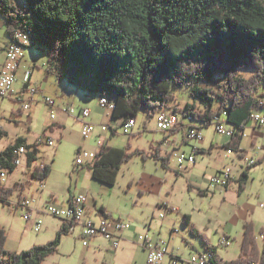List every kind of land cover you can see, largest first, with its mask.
<instances>
[{
  "label": "trees",
  "instance_id": "1",
  "mask_svg": "<svg viewBox=\"0 0 264 264\" xmlns=\"http://www.w3.org/2000/svg\"><path fill=\"white\" fill-rule=\"evenodd\" d=\"M0 15L9 42L18 32L27 34L31 44L46 49L47 73L106 97L114 104L111 115L123 117L122 126L142 109L148 116L168 109L180 114L181 124L185 118V125L199 131L223 119L236 130L224 147L243 156L240 132L253 110L264 109V92L259 94L264 87V0H0ZM244 68L254 72L240 74ZM177 86H187L197 100L181 107ZM25 140L18 138L16 144L27 145L32 164L39 149ZM130 148L101 143L87 165L92 177L114 184L123 163L137 155L169 168L171 156L162 157L157 147L152 153ZM35 167L34 176L45 182L51 166L46 164L42 173L38 163ZM248 177L247 169L238 181L242 190ZM14 190L3 192L12 196ZM100 212L109 215L104 207ZM190 220L185 214L184 223L203 239L211 264H264V226L259 236L252 222H244L239 256L223 260ZM5 229L0 225V264H42L58 251L70 225L62 222L53 239L20 251L6 248Z\"/></svg>",
  "mask_w": 264,
  "mask_h": 264
},
{
  "label": "rangeland",
  "instance_id": "2",
  "mask_svg": "<svg viewBox=\"0 0 264 264\" xmlns=\"http://www.w3.org/2000/svg\"><path fill=\"white\" fill-rule=\"evenodd\" d=\"M7 34L0 15V64L4 61L3 49L9 39ZM45 50L44 47L34 44L27 45L23 50V59L26 60L31 71H35L37 85L44 94L58 99L64 98L75 109L93 108L97 105L99 94L90 95L87 91L75 88L67 80L47 73L48 55ZM252 72L253 69L244 68L240 74L247 76ZM16 85L17 88L21 87V78ZM174 91L181 107H184L188 101L197 100L190 95L187 86H177ZM263 92L264 87L260 89L259 94ZM36 99L41 98L36 96ZM0 100H2L0 124L11 129L12 132L22 133L30 144L37 143L39 151L36 162L47 163L52 168L49 177L45 180L43 204L46 201H52L57 205L64 204L70 195L86 194L90 203L97 201V208L104 204L113 217L130 221L133 229L126 231L125 234L131 237L132 242H136L139 233H148L166 241L171 240V245L177 249L175 253L179 252L177 254H181L183 258H190L192 254L204 251L201 249L206 248L203 239L194 235L190 225L184 223L185 214L190 215V221L205 235L204 238L217 247L223 260L235 259L239 256L244 222L249 218L248 214L253 218H264V159L263 162L249 168L246 162L243 163L244 170L248 169L249 173L244 191H240L239 183L236 181L228 193L220 186L211 187L209 184L210 178L225 166H234L238 171L242 170L240 163L238 166L235 165L236 162H240L237 152H228L224 147L229 137L216 132V121L201 130L208 144L214 143V149L211 152L198 153L195 165L179 166L175 159H172L171 167L166 169L161 160L137 155L123 163L114 184H107L94 179L86 165H76L79 145L87 151H95L102 140L96 131L85 138L76 115L70 116L62 130L46 132L45 127L51 120V110L43 101L39 100L34 104L32 122L28 125V122L15 120L18 119V115H14L11 111L12 107L16 108L19 103L7 98ZM261 112L264 113V109H261ZM111 113L109 112L108 116L109 125L118 128L117 133L107 140L110 145L125 147L130 144V150L139 147L148 152L150 144L156 143L161 136L163 138L164 132L157 126L156 115L148 116L146 110L142 109L137 114L136 126L132 134H124L123 119L115 118ZM99 115L102 117V114ZM26 118V115L22 117L24 121ZM86 120L90 122L88 117ZM182 120L185 124H189L185 118ZM109 132L108 130L106 135ZM133 133L137 134L133 136ZM48 136L54 139V145L43 142ZM262 141L259 140L258 146H262ZM194 145L198 146L199 143L192 141L190 145H184L182 148L191 151ZM243 145L248 151L249 158L258 160V153L252 148L249 137L244 138ZM19 176H22L20 171H16L12 179ZM36 185H38L37 181L29 194L31 196L34 192L33 198L39 199L38 192L35 191ZM43 204L41 209L45 210ZM91 210L90 216L94 219L98 217L96 212ZM161 213L164 214V218L160 217ZM22 214L23 210H12L0 201V225L6 228L8 235L6 248L11 251L26 250L34 244L40 245L50 241L54 237V228L59 222L62 223L53 215L44 213L43 227L40 231H35L32 224L21 216ZM252 223L257 234L261 236L260 230L263 225ZM223 237H227L231 245L219 246ZM106 247L99 251L94 240L91 241L90 246H84L76 232L65 235L58 251L46 257L42 264H121L126 260L114 258L111 249H108V252ZM128 249L129 262L134 256L131 264H145V259L147 262L142 246L134 243L129 245Z\"/></svg>",
  "mask_w": 264,
  "mask_h": 264
},
{
  "label": "built area",
  "instance_id": "3",
  "mask_svg": "<svg viewBox=\"0 0 264 264\" xmlns=\"http://www.w3.org/2000/svg\"><path fill=\"white\" fill-rule=\"evenodd\" d=\"M30 38L23 32L15 34V40H12L5 49L6 59L5 63L0 69V99H13V101L19 103L23 110H30L35 103L39 100L43 101L51 109L50 117L56 118L55 109L57 108L56 98L47 96L40 89L39 86L33 84L32 71L29 65L23 64V50L31 44ZM19 70H22L21 87L17 88L16 83L20 80ZM39 96L41 99H36ZM99 103L103 108L113 109L114 104L109 102L106 97H100ZM66 113L70 115H76V117L83 122L82 131L86 137H89L97 126L93 122L86 120L89 117L90 110L88 107L75 109L73 105H69L65 109ZM157 126L165 134H170L175 131H183L184 139L186 141H195L200 143L204 140L202 131L196 128H192L189 125L181 124L177 114H170V110L161 109L156 114ZM250 122L257 127H264V113L261 109L253 110ZM136 126V119L131 117L123 124L122 132L124 134H132L133 128ZM103 131H108L111 128L109 125L102 124L100 127ZM216 132L226 135L231 138L236 132L232 125H229L223 119L216 122ZM240 134L246 136V130L244 129ZM49 145H54V139L51 136L46 137L43 141ZM169 140L166 139V143ZM199 147L192 146L191 151L181 149L176 145H172L169 150V155L172 159H175L179 166L195 165L197 160V154L199 153ZM227 151H234L227 148ZM237 152V151H235ZM97 151H87L86 149H80L78 151V157H76V165L84 166L92 164ZM29 149L25 143L16 144V139H12L5 129L0 125V201L6 204L12 210L21 209L23 214L21 215L25 221L30 222L35 231H40L43 227L42 216L44 213L53 215L55 218L61 220L64 223L70 225L69 234L78 232L79 237L82 239L84 246H90L91 241L99 236L112 243L114 249L119 248L123 241V236L126 231L131 230L132 224L130 221L115 218L112 215H102L97 219H94L89 214V208L86 206L87 196L86 194H79L72 196L66 204H55L52 201H46L43 204L45 210H42L37 206V199L24 194V188L26 185H30L33 182H38L39 189H43L45 182L34 176V170H36L35 164L37 162L29 163ZM257 162L255 159L246 158L247 165H253ZM13 168L22 167L24 173L17 180L14 185H8V176ZM40 165L39 172H43L46 169L47 163H38ZM233 177V170L230 166L221 168L214 176L210 178L209 184L211 187L220 186L221 188L227 187ZM9 187H15L12 196L4 194V190ZM160 217L163 218L164 214L161 213ZM136 244L142 246L146 252L147 262L146 264H207V258H205V251H200L192 254L190 258H183L179 254H175L173 248L168 241L164 239L154 238L148 235V233L137 234ZM220 246H229L231 241L227 237H223L219 242ZM169 261L166 262V259Z\"/></svg>",
  "mask_w": 264,
  "mask_h": 264
},
{
  "label": "crops",
  "instance_id": "4",
  "mask_svg": "<svg viewBox=\"0 0 264 264\" xmlns=\"http://www.w3.org/2000/svg\"><path fill=\"white\" fill-rule=\"evenodd\" d=\"M4 22V21H3ZM5 25V24H4ZM8 43H9V39L6 41V43H5V45H4V49H3V55H4V61H3V63L2 64H0V69H1V67H2V65L5 63V59H6V53H5V49L7 48V45H8ZM23 64H27L26 63V60L25 59H23ZM28 65V64H27ZM19 77L21 78L22 77V70H19ZM36 78H35V71H33L32 72V80H31V82L33 83V84H35V85H37L38 83L36 82ZM38 86V85H37ZM40 89H41V87H40ZM42 90V89H41ZM43 91V90H42ZM1 101L2 100H0V109H1ZM15 102V101H14ZM56 102H57V108L55 109L56 111V119H52L51 117V120H50V122L48 123V125L45 127V131L47 132V131H53V130H55V129H58V130H62V128H64L66 125H67V121H68V119L70 118V114H68V113H66L65 111V109H66V107H68L70 104H68L67 103V101H65L64 100V98H57L56 97ZM96 106V107H95ZM95 106H93V108H88L89 110H90V112H89V117H88V119H89V121L90 122H93V123H95L97 126L95 127V130L93 131V132H95L96 131V133H97V135L98 136H100V137H102V140H101V142H99V147H100V144L101 143H105V142H108L107 140L108 139H111L112 138V130L113 129H116V133H117V128L118 127H114V126H112V125H109L110 123H109V121H108V116H109V112H112V110H110V109H106V108H103L101 105H100V103L98 102L97 103V105H95ZM16 108H18V109H16ZM12 107V109H11V111H12V113L14 114V115H18V119H15V120H18L19 122H28L27 124L28 125H30V123L32 122V116H31V114H32V110H33V108H34V105L32 106V108L28 111V110H23L22 108H21V106L18 104V106L17 107ZM50 109V108H49ZM51 110V109H50ZM172 111V110H171ZM99 114H102V117H100V115ZM178 114V113H177ZM27 116V118L25 119V121L22 119V117H24V116ZM178 117H180V114H178L177 115ZM122 119H123V117H121ZM78 119V118H77ZM118 119H120V118H118ZM78 123L81 125V129H82V127H83V122H82V120H80V119H78ZM123 123V122H122ZM104 125V124H106V125H109L111 128H109V134H107L106 135V133H107V131H103L100 127H101V125ZM1 125V124H0ZM4 129H5V131L7 132V134L12 138V139H18V138H24V139H26L25 141L27 142V144H30L29 142H28V139H27V137H25V135H23L22 133H17V132H12V130L11 129H9V128H7V127H5V126H3V125H1ZM28 128H30L29 126H28ZM245 130H246V136H244L243 138H242V140H241V147L240 148H242L243 150H245V152L243 153V156H239L238 155V157H239V159H240V162H236L235 163V165H237L238 166V163H240L239 165H240V168H242V170L240 171H238L237 169H235L234 168V166L232 167V170H233V177H232V180H231V182H230V184L227 186V187H225L224 189H226V193H228V192H230L231 190H232V186H233V183H234V181H236V182H238L239 181V178L241 177V175H240V173L242 172H244V167H243V163L244 162H246V158H249V156H248V151H247V149L245 148V146L243 145V140H244V138L245 137H249L250 138V141H251V144H252V148L255 150V151H257V153H258V160H256L257 162L259 161V160H262V162H263V159H264V127H257V126H255L254 124H253V122H249L248 124H247V126H246V128H245ZM139 133V132H138ZM134 135L133 136H135L137 133H133ZM85 138H88V137H86L85 136ZM166 139H168L169 140V142L168 143H166ZM260 139H262L263 141H262V146H258V143H259V140ZM230 140V138L225 142V143H227L228 141ZM192 141H186L185 139H184V132L183 131H175V132H171L170 134H165L164 133V135H163V138H162V136L160 137V138H158L157 140H156V143L155 142H153L152 144H150V149H149V151H148V153H152V151H154L153 150V148H155V147H157L158 149H159V153H160V155L163 157V156H169V150H170V148H171V146L172 145H176L177 144V146L179 147V148H181V149H183L184 148V145H190V143H191ZM224 143V144H225ZM109 146H114V145H110V144H108ZM209 145V146H208ZM214 143L213 142H211L210 144H208V142H207V139L204 137V140L202 141V142H200L199 143V145H198V147L200 148V151H199V154H203V153H205L206 151L207 152H211L213 149H214ZM99 147L95 150V151H98L99 150ZM183 147V148H182ZM135 148H139V147H135ZM80 149H86V148H84V147H82V146H80L79 145V150ZM139 149H143V148H139ZM87 150V149H86ZM143 150H145V151H147L146 149H143ZM185 150V149H184ZM238 154V153H237ZM252 158V157H251ZM252 159H254V158H252ZM172 160V158H170L169 159V162H168V165H169V168L171 167L170 166V161ZM196 164V163H195ZM87 166V165H86ZM168 168V169H169ZM24 169L23 168H21V167H19V168H15L13 171H10V173H9V176H8V178H9V180H8V185H14L16 182H17V180H19V178L21 177V176H19L18 178H15V179H12V175L16 172V171H20V175H22L23 173H24V171H23ZM90 174H91V172H90ZM92 175V174H91ZM38 183V182H37ZM239 183V182H238ZM45 184H46V182H45ZM33 185H35V182H33V183H31L30 185H26L25 186V188H24V194L27 196L28 194H29V191H32V186ZM38 185H39V183H38ZM38 185H36V188H35V191H37L38 192V196H39V199H37V206H39L40 208H41V205L43 204V202H44V200H43V197H42V193H43V189L41 190V189H39V187H38ZM240 186V185H239ZM44 188V187H43ZM223 189V188H222ZM245 189H241L240 188V191H244ZM28 192V193H27ZM28 196H30V194L28 195ZM35 196V194H34V192H32L31 193V197H34ZM72 196H74V195H70L69 196V199L72 197ZM87 196V202H86V206L89 208V213L92 211L91 209H93V211H95L96 212V214L98 215V217H101L103 214L100 212V207H104L105 208V212H107L109 215H112L111 213H110V211L107 209V207L104 205V204H101L100 206H99V208H97V201L96 200H94V202H92V203H90L89 202V197H88V195H86ZM69 199H68V201H69ZM68 201H66L64 204H66ZM92 204V205H91ZM249 216V218H247L246 220H245V222L246 221H250V222H254L255 223V225H263L264 226V218L262 219V217H258V218H253L252 217V215H250V214H248ZM98 217H96L95 219H97ZM164 218V217H163ZM192 223V222H191ZM193 224V223H192ZM194 226H195V224H193ZM61 226H62V223L61 222H59L58 224H57V226L54 228V237H55V235H56V232L57 231H59L60 230V228H61ZM133 229V227L131 228V230ZM130 230V229H129ZM128 230V231H129ZM126 233V232H125ZM124 233V236H123V241H122V243H121V246L119 247V248H116V249H114V246L112 245V243L110 242V241H108V240H106V239H104V238H102V237H99V236H97V237H95L93 240L96 242V247H97V249H99V251H101L100 249L101 248H104V246L106 247V246H108L109 248H107L106 247V249H107V251H108V249H111V253H112V256H114V258H116V259H126V260H124L121 264H131V263H133V260H134V256H133V258H131V260H130V262H129V256H128V254H129V245H132V244H134V242H132L131 241V237L128 235V234H125ZM67 235H70L69 233L68 234H66V236ZM173 235V234H172ZM154 238H159V237H157V236H153ZM168 242H169V244L171 245V240H168ZM220 246V245H219ZM171 247L173 248V251H174V253L177 251V249L176 248H174L172 245H171ZM144 250V249H143ZM180 250V249H179ZM200 250V249H199ZM201 250H206V248H204V249H201ZM109 252V251H108ZM145 252V251H144ZM177 253H179V252H177ZM177 253H175V254H177ZM145 254H146V252H145ZM216 254L219 256V258L220 259H223V257H222V255H220V252H219V250L217 249V251H216ZM179 255H181V254H179ZM126 256V257H125ZM225 260V259H224ZM228 260V259H227ZM169 261V258H167L166 259V262H168ZM145 264H146V259H145Z\"/></svg>",
  "mask_w": 264,
  "mask_h": 264
},
{
  "label": "bare ground",
  "instance_id": "5",
  "mask_svg": "<svg viewBox=\"0 0 264 264\" xmlns=\"http://www.w3.org/2000/svg\"><path fill=\"white\" fill-rule=\"evenodd\" d=\"M104 97V96H103ZM205 258H207V264H211L210 263V259H209V256L205 253Z\"/></svg>",
  "mask_w": 264,
  "mask_h": 264
}]
</instances>
